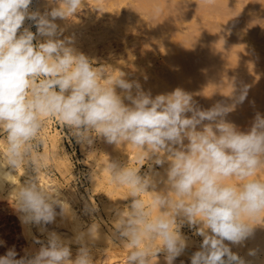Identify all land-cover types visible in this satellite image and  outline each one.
<instances>
[{"label":"clouds","instance_id":"1","mask_svg":"<svg viewBox=\"0 0 264 264\" xmlns=\"http://www.w3.org/2000/svg\"><path fill=\"white\" fill-rule=\"evenodd\" d=\"M32 3L0 0V135L6 138L0 178L15 185L11 204L32 241L23 255L8 248L0 264H97L100 223H82L61 188L38 179L40 134L49 118L82 147L103 139L139 149V167L118 160L105 165L111 182L128 189L125 206L111 210V238L129 249L125 264H160L161 254L164 264H175L189 247L185 227L202 237L191 264H247L230 245L242 246L264 225V217L249 222L264 213V179L257 174L264 170V115L256 112L247 131L226 117L245 102L250 86L233 88L231 103L207 109L180 87L153 96L124 72L113 76L106 65L94 66L64 36L56 21L75 16L84 0H46L43 12L30 10ZM29 165L33 174L14 183L12 173L23 168L24 175ZM233 178L240 182H228ZM84 209L94 215L99 206L90 200ZM58 218L73 225L71 237L49 229Z\"/></svg>","mask_w":264,"mask_h":264},{"label":"rangeland","instance_id":"2","mask_svg":"<svg viewBox=\"0 0 264 264\" xmlns=\"http://www.w3.org/2000/svg\"><path fill=\"white\" fill-rule=\"evenodd\" d=\"M39 3L37 9L43 12L48 7L46 0ZM56 22L66 28L64 36L74 38L78 51L97 61L94 66L106 65L113 76L124 72L127 79L139 81L153 96L180 87L193 93L199 105L207 109L217 101L231 103L233 88L247 84L250 86L247 99L226 119L247 131L256 112L264 115V0H84V7L75 16ZM31 30L36 31L34 26ZM173 38L174 57L168 52ZM257 47L259 52L255 51ZM172 69L183 73L180 80L172 76ZM40 138L44 143L39 152L42 163L38 178L44 173L50 176L69 197L82 220L91 223L96 220L111 238L109 229L112 230L115 219L111 210L125 206L128 189L111 182L105 165L118 157L129 167H139L136 161L139 149L131 144L115 146L97 139L88 150L75 140L70 141L55 118L47 120ZM5 139L0 135V146L6 148ZM130 150L134 153L130 154ZM26 170L33 174L31 165ZM260 171L257 174L264 179V170ZM228 182L240 181L233 178ZM145 195L142 198L149 200ZM90 200L99 206L94 215L84 209L85 202ZM262 217L264 213L249 222L260 224ZM20 225L9 198L0 199V239H5L0 246L1 255L13 245L23 255L21 250L30 246L31 240L25 237ZM33 230L34 235H40L36 228ZM183 230L200 244L202 237L194 236L187 227ZM199 244L190 250L195 252ZM230 247L244 260H250L248 253L253 249L255 256H264V225L255 226L254 235L242 246ZM128 251L112 238L108 241L103 237L95 241L93 248L98 263L103 256L108 259L110 252L125 255ZM184 255L192 254L185 251ZM159 260L164 264L163 254Z\"/></svg>","mask_w":264,"mask_h":264},{"label":"bare ground","instance_id":"3","mask_svg":"<svg viewBox=\"0 0 264 264\" xmlns=\"http://www.w3.org/2000/svg\"><path fill=\"white\" fill-rule=\"evenodd\" d=\"M39 1L40 0H33V3H32V5H30V9L31 10H38L37 9V6H38V4H40L39 3ZM208 7V6H207ZM162 10V9H161ZM225 19V18H224ZM161 20V19H160ZM226 20V19H225ZM222 21H223V19H222ZM223 23V22H222ZM27 24H28V26H30V25H32L33 24V22L32 21H29L28 20V22H27ZM79 33H81V32H79ZM242 33V32H241ZM80 35V34H79ZM78 35V33H77V36H79ZM244 35V34H243ZM175 37V36H174ZM245 37V36H244ZM79 38V37H78ZM242 38V37H241ZM164 39V38H163ZM197 39V38H196ZM166 40V39H165ZM175 40L176 39H172L171 40V42L168 44L169 45V47H168V49H169V53H170V55L172 56L173 55V57H174V55L176 54V49H175ZM162 41H164V40H162ZM165 42V41H164ZM166 43V42H165ZM181 45V44H180ZM257 45V44H256ZM255 45V46H256ZM260 45V44H259ZM258 45V46H259ZM164 46H165V44H164ZM185 47V46H184ZM205 47V46H204ZM238 48H241V47H238ZM260 48H262L261 46L259 47V50H260ZM166 49V48H165ZM185 49V48H184ZM255 50V49H254ZM259 50H258V47H257V49L255 50V51H258L259 52ZM236 51V50H235ZM205 52V51H204ZM232 53V52H231ZM245 53V52H244ZM237 56H239V55H237ZM202 57V56H201ZM242 58V57H241ZM261 58V57H260ZM264 58V57H263ZM260 60H262V58L260 59ZM197 61V60H196ZM218 62V61H217ZM221 62H224V61H221ZM260 62V61H259ZM220 63V62H219ZM225 63V62H224ZM223 63V64H224ZM262 63H264V62H262ZM226 64V63H225ZM241 64V63H240ZM242 65V64H241ZM245 65V64H244ZM101 66V65H100ZM222 66V65H221ZM263 66V65H262ZM236 68V67H235ZM171 69V68H170ZM258 69V68H257ZM108 70L111 72V70H110V68H108ZM243 70V69H242ZM245 70V69H244ZM232 71V70H231ZM249 72V71H248ZM209 73V72H208ZM250 73V72H249ZM172 76L173 77H175V80H180V76H182L183 75V73H180L177 69H172ZM220 89V88H219ZM224 95V94H223ZM209 98V97H208ZM5 146V145H4ZM116 146V145H115ZM87 147V146H86ZM0 149H1V151H6V148L5 147H3V146H0ZM87 149L88 150H90V147H87ZM134 153V151H132V150H130V154H133ZM112 160H118L119 161V159H118V157H114ZM27 168V167H26ZM160 170V169H159ZM4 171H9V169H5ZM23 168H20V169H18L17 170V173H15V172H13L12 174L13 175H16V176H14V177H11V180L14 182V183H19V180H20V182L21 183H23L31 174L29 173V171L28 170H25V174L23 175ZM160 171H162V170H160ZM260 171V170H259ZM261 172V171H260ZM264 172V171H263ZM22 175V176H21ZM259 176H260V174H259ZM263 176V175H262ZM261 177V176H260ZM39 182H40V184L42 185V186H53V187H59V188H61L60 186H59V184H57V183H55L54 181H53V179L50 177V176H48V175H46L45 173L44 174H41L40 176H39ZM15 187V185H13V184H11L10 182H8V181H6V180H4V179H2V178H0V199H5L6 197L7 198H9V200H10V194H11V192H12V190H13V188ZM61 192L68 198V200H69V203L71 204V201H70V199H69V197L65 194V192H63V189L61 188ZM145 195V194H144ZM145 196H147V195H145ZM147 197H149V196H147ZM150 198V197H149ZM146 199V198H145ZM10 203H11V200H10ZM12 205V204H11ZM71 206H72V208H73V210L76 212V209L73 207V205L71 204ZM120 209V208H119ZM122 209V208H121ZM77 213V212H76ZM78 214V213H77ZM78 216H79V214H78ZM79 219H80V221L82 222V223H85V224H91V222H87V221H85V220H82V217L81 216H79ZM59 222V219H58V221H57V224H59V225H57V224H53V225H49L48 227H49V229L50 230H56V231H58L59 233H61L62 235H64V236H66V237H71V234L73 235V233H72V231H71V229H72V224L71 223H69V222H67V221H65L64 223H62L63 224V226H60L61 224H60V222ZM21 224V223H20ZM107 225L108 224H106L105 226L107 227ZM21 226V225H20ZM22 227V226H21ZM108 228V227H107ZM109 229V228H108ZM22 230H23V228H22ZM107 230V229H106ZM110 230V232H112V230H111V228L109 229ZM184 231V230H183ZM32 232H33V234H35L34 233V230L32 229ZM185 232V231H184ZM188 237H189V247L186 249V251H188L189 253H194L192 250H190V248L191 247H196L198 244H199V242L195 239V237H193V236H190V235H188V234H186ZM100 237H103V238H106L108 241H110V239L111 238H109V234L103 229V226H100V229H99V238ZM1 240V239H0ZM27 240V239H26ZM3 241H5V239L3 240ZM30 241V240H29ZM31 244H32V241H31ZM31 244H29V245H31ZM98 244V243H97ZM26 245V244H25ZM28 245V246H29ZM36 246V245H35ZM37 247H39V246H37ZM23 248V247H22ZM22 248H20V249H22ZM22 251V250H21ZM112 255H111V254ZM110 253H108V255L110 254V258L108 257V259H105V257L103 256V258H101V261H100V263H98L97 262V264H125V262H126V258H127V255L128 254H125V255H120V254H117V253H114L113 254V252H110ZM1 255V254H0ZM106 255V254H105ZM107 258V257H106ZM161 261V260H160ZM181 261H183L184 262V264H191V262H190V256H188V255H181L180 257H178L177 259H176V262H175V264H181ZM245 261L247 262V264H264V256H250V260H248V259H245ZM161 264V263H160ZM163 264V263H162Z\"/></svg>","mask_w":264,"mask_h":264},{"label":"built area","instance_id":"4","mask_svg":"<svg viewBox=\"0 0 264 264\" xmlns=\"http://www.w3.org/2000/svg\"><path fill=\"white\" fill-rule=\"evenodd\" d=\"M80 159L78 158V157H76V160H75V162L77 161L78 162V165H79V171H82V169L80 168L81 167V163H80V161H79Z\"/></svg>","mask_w":264,"mask_h":264}]
</instances>
